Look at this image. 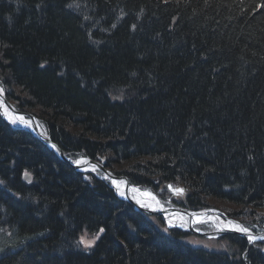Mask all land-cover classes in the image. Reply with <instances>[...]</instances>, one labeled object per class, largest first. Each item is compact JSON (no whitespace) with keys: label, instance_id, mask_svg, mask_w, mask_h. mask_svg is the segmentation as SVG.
I'll return each mask as SVG.
<instances>
[{"label":"trees","instance_id":"16d2710c","mask_svg":"<svg viewBox=\"0 0 264 264\" xmlns=\"http://www.w3.org/2000/svg\"><path fill=\"white\" fill-rule=\"evenodd\" d=\"M0 88L68 157L264 233V0H0ZM89 177L0 110V264H264L262 242L190 246Z\"/></svg>","mask_w":264,"mask_h":264},{"label":"rangeland","instance_id":"374dc122","mask_svg":"<svg viewBox=\"0 0 264 264\" xmlns=\"http://www.w3.org/2000/svg\"><path fill=\"white\" fill-rule=\"evenodd\" d=\"M4 108L6 109L7 107L5 106ZM9 110L8 109L4 110V116L12 125H19L20 123L18 119L13 115L11 110L10 111ZM13 119L16 120V123H12ZM89 175L100 177L106 181V177L103 174H101V172H91ZM170 184H171L170 186H173L172 183ZM165 186L166 187L163 188V190L161 191L159 190L158 193H154L153 191L148 190V189H140L141 191L135 190L136 192L142 195L137 198L138 204L142 205V207L155 210V211H160V209L164 207H170V206H164V204L161 201H159L161 199H171L174 196V194L173 195L170 194L171 190L167 188L168 184H166ZM115 193L118 196H120V194L118 193V191H116V189H115ZM124 194L125 192L123 191V195ZM146 196L147 198H145ZM158 205H159V208H158ZM235 210H236L235 207H232L228 204H224V202L216 201V200L209 201V207L199 212V214H202L203 216H198L195 218V223H196L195 226L199 230L205 231L207 233L218 231V229H223V228L235 229V226L239 225L240 223L237 220V218H233L230 215ZM174 218L178 221V224H172L167 218H163L164 222L166 223L165 225L168 229H170L171 227L173 230H184V229L187 230V227L185 226L187 219L185 216L177 215V216H174ZM82 237L84 238L86 242H94L91 247H85L84 244L80 243L83 248L89 249V248H92L94 245H96L97 239H95V236L90 235V234L88 235L87 233H83ZM188 242L193 246L203 247L205 249H208V250L210 249L216 252L219 250L223 251V249L225 248L222 242L219 241L218 236L212 237V238H203V237H199L197 235L191 234L189 236Z\"/></svg>","mask_w":264,"mask_h":264},{"label":"water","instance_id":"95a60500","mask_svg":"<svg viewBox=\"0 0 264 264\" xmlns=\"http://www.w3.org/2000/svg\"><path fill=\"white\" fill-rule=\"evenodd\" d=\"M0 101H1V108L2 106H7L11 112L14 114V116L16 118L19 117H25L27 116L28 119H24V121H26L31 128L29 129V131L31 132V134L33 136H35L51 153H53L60 161H62L63 163H65L66 165H68L69 167H71L74 171L76 172H82L83 169H91V170H95V171H100L103 174H105L108 178V180L110 181L112 188L115 190V184L113 183V181H116L117 184L119 183H123L124 184V200H126L130 205H132L134 207V209L138 212H143L147 215L153 216V215H159V216H166V212L167 214L171 213V212H175V213H180V214H186L190 219L189 221L192 222V218L185 213L184 211H180V210H173V209H169V210H165V211H153V210H148V209H144L142 207H140V205L138 204V202L136 200H134L130 195H129V191L132 190L131 186L128 184V182L120 176H116L114 174H112L111 172L107 171L101 164H99L98 162H94L92 160L86 159V158H80L77 160H71L69 159L65 153L62 151V149L57 146L50 138H48L45 133L43 132V130L41 129L38 120L35 116H33L32 114H25L22 113L18 110H16L6 99L3 95L0 94ZM27 181H29V178H26ZM84 181H89L87 176L83 177ZM170 185H168V189L171 190L172 193H175L176 191H174L172 189V187H169ZM190 231L195 233V230L192 228V224L190 225ZM222 233H229V234H234V235H239L242 237H247V236H254L251 233H244V232H235V231H224ZM204 236H211L208 234H202Z\"/></svg>","mask_w":264,"mask_h":264},{"label":"snow or ice","instance_id":"6c2138e0","mask_svg":"<svg viewBox=\"0 0 264 264\" xmlns=\"http://www.w3.org/2000/svg\"><path fill=\"white\" fill-rule=\"evenodd\" d=\"M73 6H74V5H72V4L69 5V7H73ZM75 6L78 7V5H75ZM85 19H87V17H85ZM113 27H115V25H113ZM133 27H135V26H133ZM20 120H21V122H23V123H27L26 121H24V118H23V117H21ZM12 123H16V120L13 119V120H12ZM25 175L27 176L28 174L25 173ZM113 183H117V182H116V181H113ZM169 187H171V186H169ZM174 191L179 192V193H183V189H174ZM235 229L238 230V231L244 232V233H247V232H248V229H247V228H244L243 226H240V225H236V226H235ZM100 231L103 232V229H100ZM95 239H99V236H96ZM249 239L254 240L255 238H253V237H249ZM79 243L84 244L85 247H91V246L93 245L94 242H86V241L84 240V238L81 237Z\"/></svg>","mask_w":264,"mask_h":264},{"label":"bare ground","instance_id":"6f19581e","mask_svg":"<svg viewBox=\"0 0 264 264\" xmlns=\"http://www.w3.org/2000/svg\"><path fill=\"white\" fill-rule=\"evenodd\" d=\"M0 104H1V101H0ZM13 105H15V104H13ZM0 107H1V106H0ZM2 108H3V109H0V110H1L3 113H4V110L9 109V108H6V109H5L3 106H2ZM20 123H22V122H20ZM19 125H23V124H19ZM115 189L118 191V193L120 194V196H124V195H123V186H121L120 184H115ZM129 195L132 196V198H133L134 200H136V201H137V198H138L139 196H142L140 193H138V192H136V191H131V192H129ZM145 198H147V196H146ZM158 208H159V205H158ZM168 219L170 220L171 223H176V220H175V219H173V218H171V217H169Z\"/></svg>","mask_w":264,"mask_h":264}]
</instances>
